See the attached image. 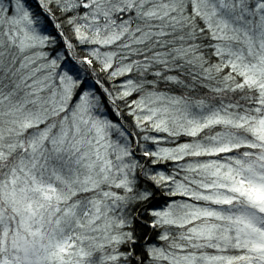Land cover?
<instances>
[{
	"label": "snow or ice",
	"instance_id": "obj_1",
	"mask_svg": "<svg viewBox=\"0 0 264 264\" xmlns=\"http://www.w3.org/2000/svg\"><path fill=\"white\" fill-rule=\"evenodd\" d=\"M0 264H264V0H0Z\"/></svg>",
	"mask_w": 264,
	"mask_h": 264
}]
</instances>
